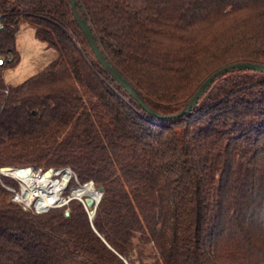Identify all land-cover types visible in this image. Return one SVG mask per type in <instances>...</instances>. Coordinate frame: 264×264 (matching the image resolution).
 <instances>
[{
	"label": "trees",
	"instance_id": "16d2710c",
	"mask_svg": "<svg viewBox=\"0 0 264 264\" xmlns=\"http://www.w3.org/2000/svg\"><path fill=\"white\" fill-rule=\"evenodd\" d=\"M76 1L154 115L69 0H0V169L70 168L104 189L36 213L0 174V264H264V73L230 70L178 116L214 73L264 64V0ZM23 23L54 57L11 86Z\"/></svg>",
	"mask_w": 264,
	"mask_h": 264
},
{
	"label": "built area",
	"instance_id": "2783aa9c",
	"mask_svg": "<svg viewBox=\"0 0 264 264\" xmlns=\"http://www.w3.org/2000/svg\"><path fill=\"white\" fill-rule=\"evenodd\" d=\"M3 30V24L0 22V32ZM10 61V59H8ZM5 60L0 57V65H3ZM33 171V179L28 181L23 180L20 176H14L12 173L0 174L6 177H10L16 181L17 187H6V189L12 194V201L15 203L22 204L26 209L32 210L36 213H46L53 208H61L67 206L73 199L79 200L85 205V198L94 200L95 204L97 200L94 199L92 194L76 195L75 190L86 187L88 184H81L76 175L70 168L53 169L51 176L47 178L45 176L46 169L42 167L29 168ZM67 178V179H66ZM75 180V186L71 188L69 193H66L69 183ZM96 192H99L98 187L92 181ZM47 187L46 191H43V187ZM100 196L101 193L99 192ZM44 197H49L50 204L44 205L42 201ZM68 211H66V214ZM90 216L91 212H90Z\"/></svg>",
	"mask_w": 264,
	"mask_h": 264
},
{
	"label": "water",
	"instance_id": "95a60500",
	"mask_svg": "<svg viewBox=\"0 0 264 264\" xmlns=\"http://www.w3.org/2000/svg\"><path fill=\"white\" fill-rule=\"evenodd\" d=\"M70 4L72 6V10L74 13V16L80 26V28L82 29L85 37L88 40V43L90 44L91 49L93 50L95 56L97 57L99 63L101 65H103L105 68H108L112 73L114 78L118 81V83L146 110L148 111L150 114L154 115V113L143 103V101L138 97V95L135 93L133 86L119 73L117 72L104 58V56L101 54L99 47L97 45V43L94 40L92 31L90 29V26L85 23L79 16L77 13V1L76 0H69ZM235 68H242V69H246V70H250V71H255V72H260V73H264V64H256V63H238L235 65H231L228 67H225L221 70H219L218 72L214 73L206 82L203 86H201V88L195 93V95L193 96V98L191 99V101L188 104L187 109L181 113L178 116L184 115L185 113L189 112L193 107H195L197 105V103L199 102L200 97L202 96V94L204 93L205 89L212 85L213 82L216 80V78H218L221 75L226 74L227 72H229L230 70H233ZM156 116H158L159 118H165L164 116L158 115L156 114ZM167 119H171L172 117H166ZM165 118V119H166ZM16 169H12L9 167L6 168H1V172L2 173H12L13 171H15ZM19 172H23L25 171V168H19L18 169ZM51 172H52V168L48 169L45 172V176L47 178H49L51 176ZM99 192L101 193L100 198L97 200L96 205L99 203V201L102 198L103 195V187H98ZM91 200V199H90ZM92 201V200H91ZM68 214V213H67ZM95 211H91V218L94 216Z\"/></svg>",
	"mask_w": 264,
	"mask_h": 264
},
{
	"label": "rangeland",
	"instance_id": "374dc122",
	"mask_svg": "<svg viewBox=\"0 0 264 264\" xmlns=\"http://www.w3.org/2000/svg\"><path fill=\"white\" fill-rule=\"evenodd\" d=\"M15 39L20 60L15 67L7 70L5 74L6 83L11 86L23 83L54 57V52L46 49L45 44L36 36L34 27L28 23H23ZM35 167L43 168V166H29L26 168ZM94 199L96 198L94 197Z\"/></svg>",
	"mask_w": 264,
	"mask_h": 264
},
{
	"label": "bare ground",
	"instance_id": "6f19581e",
	"mask_svg": "<svg viewBox=\"0 0 264 264\" xmlns=\"http://www.w3.org/2000/svg\"><path fill=\"white\" fill-rule=\"evenodd\" d=\"M32 173L33 171L31 169H25V171L23 172H19L18 169H16L15 171L12 172V174L15 176H20L23 180L25 181H28L30 179H33V176H32ZM67 179V178H66ZM47 190V187H43V191H46ZM77 193L76 195L80 196V195H83V194H92L93 197L96 198V200H98L100 198V194L99 192H96L97 190L95 189V187L93 186L92 183H88V185L86 187H82V188H79L78 190H75ZM51 199H49V197H44V200L42 201V203L44 205H47V204H50Z\"/></svg>",
	"mask_w": 264,
	"mask_h": 264
}]
</instances>
